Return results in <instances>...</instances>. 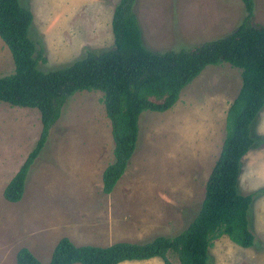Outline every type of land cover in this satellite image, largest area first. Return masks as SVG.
Listing matches in <instances>:
<instances>
[{"label":"rangeland","instance_id":"obj_1","mask_svg":"<svg viewBox=\"0 0 264 264\" xmlns=\"http://www.w3.org/2000/svg\"><path fill=\"white\" fill-rule=\"evenodd\" d=\"M118 1L21 0L34 16L30 37L44 49L46 62L39 67L59 68L88 50L111 48ZM134 9L144 42L153 51L193 48L223 37L245 15L242 0H136ZM254 13V24L264 25V0H255ZM14 69L0 37V76ZM241 84L239 68L227 62L207 65L170 109L143 111L137 149L108 194L102 173L114 160V140L103 92H76L51 128L18 202L8 201L3 190L35 146L41 115L37 108L0 101V264H17L21 247L47 263L62 237L76 245L108 246L144 243L185 230L201 208L225 137L227 110ZM252 135L255 142L242 159L238 191H258L250 214L256 241L242 247L227 235L215 239L211 264H264V108ZM147 225L145 233L131 231ZM168 256L180 264L176 253ZM125 262L164 264L160 257Z\"/></svg>","mask_w":264,"mask_h":264},{"label":"trees","instance_id":"obj_2","mask_svg":"<svg viewBox=\"0 0 264 264\" xmlns=\"http://www.w3.org/2000/svg\"><path fill=\"white\" fill-rule=\"evenodd\" d=\"M242 22L223 37L193 48L150 50L135 12L136 0H119L112 15V47L88 50L69 65L42 70L46 62L40 41L30 37L33 13L21 0H0V37L9 47L15 69L0 76V101L40 111L42 129L33 149L3 190L10 202L22 199L32 165L46 146L51 128L76 92L98 90L111 120L114 160L103 170V192L111 193L138 146L139 119L145 110L166 111L181 90L207 65L227 62L241 70L242 84L226 115L225 137L206 182L198 214L174 236L158 235L144 243L116 242L108 246L76 245L62 237L49 262H41L27 247L16 253L17 264H119L161 257L174 264H211L213 241L227 235L242 247L255 244L250 218L257 192L238 191L241 162L255 140L252 128L264 108V25L254 24L255 0H242Z\"/></svg>","mask_w":264,"mask_h":264},{"label":"crops","instance_id":"obj_3","mask_svg":"<svg viewBox=\"0 0 264 264\" xmlns=\"http://www.w3.org/2000/svg\"><path fill=\"white\" fill-rule=\"evenodd\" d=\"M115 7V6H114ZM148 228H150L148 225L146 226V228L145 229H141V228H131V231H136V230H141V231H143L144 233H145V231H149V229ZM146 235V234H145ZM160 235H164V234H160ZM158 236V235H157ZM166 236H168V234H166ZM130 237L131 238H134V237H132L131 235H130ZM154 258V257H153ZM161 258V257H160ZM151 259V258H150ZM162 259V258H161ZM163 260V259H162ZM126 261H130V260H126ZM163 263H164V260H163ZM119 264H128V263H126L125 261H123V262H121V263H119ZM165 264V263H164Z\"/></svg>","mask_w":264,"mask_h":264}]
</instances>
